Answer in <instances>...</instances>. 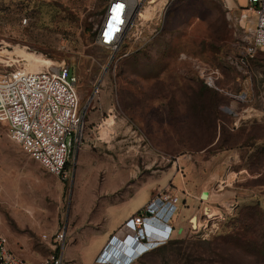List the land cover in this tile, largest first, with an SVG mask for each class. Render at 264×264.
Returning <instances> with one entry per match:
<instances>
[{
  "label": "rangeland",
  "instance_id": "rangeland-1",
  "mask_svg": "<svg viewBox=\"0 0 264 264\" xmlns=\"http://www.w3.org/2000/svg\"><path fill=\"white\" fill-rule=\"evenodd\" d=\"M147 8L114 50L98 41L105 0H0V61L20 64L6 70L70 68L87 111L64 179L32 160L0 122V233L33 262L65 233L56 246L63 264H99L103 239L80 243L70 226L93 225L88 211L149 183L152 195L178 199L184 232L133 264H264V54H248L254 15L227 0ZM190 184L197 190L188 193ZM188 198L197 210L211 206L213 221L200 232L208 221L188 220ZM149 201L140 189L121 209Z\"/></svg>",
  "mask_w": 264,
  "mask_h": 264
},
{
  "label": "built area",
  "instance_id": "built-area-1",
  "mask_svg": "<svg viewBox=\"0 0 264 264\" xmlns=\"http://www.w3.org/2000/svg\"><path fill=\"white\" fill-rule=\"evenodd\" d=\"M105 1L98 41L103 47L117 50L144 9L158 2L170 5L179 0ZM245 7L255 18L253 44L248 54L255 55L259 51L264 54V0H246ZM14 64L0 61V122L8 127L10 139L32 160L50 174L64 179L72 153L81 145L87 129V111L80 107L77 76L66 67L36 73L23 68L6 70ZM177 203L178 199L167 191L153 194L150 201L109 240L98 258L99 264H133L137 257L171 240ZM202 216L208 221L207 225L196 228L195 233L208 227L212 220L207 212ZM42 240L47 243L50 238L44 234ZM64 242L65 233L56 235L52 253L33 262L17 256L7 237L0 233V264H63L64 250L56 249V246ZM114 245L127 246L135 254L126 263H116L110 259ZM137 252L140 253L138 256Z\"/></svg>",
  "mask_w": 264,
  "mask_h": 264
},
{
  "label": "crops",
  "instance_id": "crops-1",
  "mask_svg": "<svg viewBox=\"0 0 264 264\" xmlns=\"http://www.w3.org/2000/svg\"><path fill=\"white\" fill-rule=\"evenodd\" d=\"M227 1H228V4H229V6L231 8H237L238 5H240V6H244L245 5L246 6V0L242 4H237L234 0H227ZM140 189H146L147 193H149L150 199L152 197V192L155 190V188L153 189V187L149 183L148 184H144L143 186L138 187L133 192L132 195L128 196L124 200L113 202V203L109 204L106 207L93 209L92 212L88 211V213H86V216H88L89 219L86 220V223L87 222L93 223V225L85 227V225L83 226L85 221H83L81 223L82 225L81 226L80 225L77 226V228H75V229L73 228V226H70V227H72L73 232L77 233L78 241H80V243L84 242L86 244V243H89V242L91 243L95 239L102 238L103 241H104V245L102 246V248L103 247L105 248L107 243L109 242V240L113 237V235H116L117 232L121 229V227L126 223L125 222L126 219L131 214H133L134 212H136L139 208H141L143 206V204H140L139 207H137L135 209H130V210L125 209L126 211L123 210L124 208L121 209L122 206L125 203H127V202H129V201L134 199V197L136 196V192L138 190H140ZM187 190H188L187 191L188 193L191 190L195 191V190H197V186L194 185V184H190L189 186H187ZM188 199H190V198H188ZM201 199L203 201H205L204 197H201ZM190 200H192V199H190ZM198 200H200V198ZM192 201H193V206L192 207L188 206V207L183 208L189 214L188 220H190L194 215L198 219L204 212H207V210L211 211V208H210L211 206L210 207L209 206L201 207L200 210H197V208H198L197 205H196L197 202L194 201V200H192ZM123 212H126V213H123ZM217 216H219V215L217 214L216 217ZM217 219L218 218H214V220H217ZM177 220H178V216H176V217L174 216L173 222H172V226L174 228V231L172 232L171 240L174 239V238H177L176 236H179V235L183 234V232H184V229L178 228ZM188 220H187V223H188ZM212 221L213 220H211V222ZM73 239H75V238H73ZM71 241H73V240H70V244H71ZM134 254L135 253L132 254V249H130V248L127 249L126 248L127 258L133 257Z\"/></svg>",
  "mask_w": 264,
  "mask_h": 264
},
{
  "label": "bare ground",
  "instance_id": "bare-ground-1",
  "mask_svg": "<svg viewBox=\"0 0 264 264\" xmlns=\"http://www.w3.org/2000/svg\"><path fill=\"white\" fill-rule=\"evenodd\" d=\"M160 7V6H159ZM148 9V8H147ZM159 10V9H158ZM155 11V10H154ZM164 11V10H163ZM162 13V12H161ZM247 17V14L244 13V15L242 16V22H248L245 18ZM10 63V62H8ZM15 64H19V63H15ZM20 65V64H19ZM55 65H53L51 62L47 63V66L45 67V69H50V68H54ZM22 68V66H21ZM23 69H25L26 71L29 72H34L36 73L33 68H27L25 65L23 66ZM44 69V70H45ZM43 71V70H42ZM40 72V71H37ZM193 224L196 225V220H193ZM197 227V226H196ZM113 256L110 257V259L116 263H126L128 260L127 255H126V248H128L127 246H119V245H114L113 247ZM138 253V252H137ZM119 256L120 258L116 257Z\"/></svg>",
  "mask_w": 264,
  "mask_h": 264
},
{
  "label": "clouds",
  "instance_id": "clouds-1",
  "mask_svg": "<svg viewBox=\"0 0 264 264\" xmlns=\"http://www.w3.org/2000/svg\"><path fill=\"white\" fill-rule=\"evenodd\" d=\"M139 255V253L137 254V256Z\"/></svg>",
  "mask_w": 264,
  "mask_h": 264
},
{
  "label": "trees",
  "instance_id": "trees-1",
  "mask_svg": "<svg viewBox=\"0 0 264 264\" xmlns=\"http://www.w3.org/2000/svg\"><path fill=\"white\" fill-rule=\"evenodd\" d=\"M116 259H117V257H116Z\"/></svg>",
  "mask_w": 264,
  "mask_h": 264
}]
</instances>
